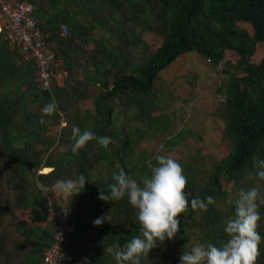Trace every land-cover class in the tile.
Segmentation results:
<instances>
[{
  "label": "trees",
  "instance_id": "16d2710c",
  "mask_svg": "<svg viewBox=\"0 0 264 264\" xmlns=\"http://www.w3.org/2000/svg\"><path fill=\"white\" fill-rule=\"evenodd\" d=\"M19 1L33 3V14L54 53L58 74L50 89H43L37 80L36 62L11 47L2 29L0 166L4 170L0 167V180L3 176L12 191V206L0 203V255L5 257L1 264H44L55 228V219H48L53 186L58 180L76 179L81 174L87 180L84 189L66 198L75 231L66 242L60 264H81V260L83 264H116L104 248L114 244L123 248L140 234L137 210L127 196L102 201L98 193L101 188L109 191L113 173L121 168L137 180L150 174L155 156H145L135 145L170 128L159 100L164 92L155 85L160 72L187 52L214 66H227L222 70L226 77L220 84L223 102L219 114L228 150L210 170L199 164L182 166L187 191L200 199L211 196L216 203L207 211H193L189 206L178 217L180 231L175 238L158 242L141 264H180L183 250L200 243L219 245L226 239L224 221L234 213L228 198L235 199L241 189L255 186L264 192V181L254 175V161L264 160V0ZM61 24L66 25V34ZM144 32L161 36L160 45L151 49ZM229 54L233 60L227 59ZM79 100L89 101L90 109L82 110ZM53 101L56 113L43 116L45 123L41 124L37 103ZM62 113L66 114L65 125L58 137L48 134ZM74 125L97 137L108 136L112 142L104 149L92 140L73 154ZM190 133L182 128L162 138V143L175 147ZM54 147L58 148L52 152ZM39 167L43 173H37ZM97 167L105 170L104 177L99 171L101 179L93 177ZM249 173H253L252 179ZM53 205L62 207L59 202ZM15 209L22 210L26 219L16 216ZM259 212L257 230L262 242L256 264H264V205ZM7 214L12 220L5 228L2 217ZM102 215H110L111 222L105 220L96 242L88 245L96 227L93 221Z\"/></svg>",
  "mask_w": 264,
  "mask_h": 264
},
{
  "label": "clouds",
  "instance_id": "9594fccd",
  "mask_svg": "<svg viewBox=\"0 0 264 264\" xmlns=\"http://www.w3.org/2000/svg\"><path fill=\"white\" fill-rule=\"evenodd\" d=\"M57 111L55 101L48 103L42 109L41 124L45 123L43 116H51ZM71 151L78 154L89 141L96 140L100 147L107 149L112 142L108 136L97 137L94 132L78 126L71 130ZM156 164L151 167L150 174L139 180L127 174L123 168L114 172V183L109 185V191L101 188L98 198L102 201H113L128 198L129 204L137 210L140 234L135 235L122 248L119 244L104 248L116 264H141L142 257H148L149 252L164 241L173 240L180 231L178 217L185 213L189 206L193 211H207L209 205L216 201L208 196L200 199L188 192L187 177L183 168L170 155L154 157ZM255 178L264 181V160H255ZM249 179L253 173H249ZM87 182L81 174L76 179H62L54 184V189L62 195L79 194ZM229 205L234 208L232 216L223 224L226 235L219 245L213 243L196 244L189 251L183 250L179 257L180 264H256L259 256V245L262 237L258 232V222L261 220L259 206L264 205V192L259 186L247 190L241 189L237 198L229 197ZM105 220L111 222L110 215H102L93 221L94 226L101 225ZM185 248V247H184Z\"/></svg>",
  "mask_w": 264,
  "mask_h": 264
},
{
  "label": "rangeland",
  "instance_id": "374dc122",
  "mask_svg": "<svg viewBox=\"0 0 264 264\" xmlns=\"http://www.w3.org/2000/svg\"><path fill=\"white\" fill-rule=\"evenodd\" d=\"M143 38L151 49L159 46L162 41L161 36L150 32H144ZM231 57L233 56L229 54L227 59L233 60ZM225 67L227 66H224L222 63L214 66L202 56H198L193 52H187L179 56L168 67L162 70L155 88L158 91L164 92L163 95L159 96V100L161 102L162 112L167 114L170 128L165 134L159 133L155 136L152 134L146 136L144 140L135 145L137 147L136 149L144 152L145 156L150 158L157 154L170 155L181 166L188 164L196 167L199 164L204 169L210 170L214 161L221 158L228 150L226 141L222 136L224 122L219 114L223 102V97L220 93V84L226 77L222 72ZM77 103H80L82 110L90 109L91 107L89 101L79 100ZM45 106V104L39 102L37 103L36 109L38 112H42ZM65 118L66 114L62 113L60 122L50 126L47 133L58 137L60 130L65 125ZM119 122L120 119L115 121L116 124ZM111 126H114V124ZM182 128L189 129L191 133L180 144L168 148L162 143V138L166 139V137H169L172 133ZM57 148L54 147L51 151L53 152ZM0 167H2L3 171L2 164ZM41 168L39 167L37 173H43L41 172ZM99 171L103 174V177L105 176V170L97 167L93 177L101 179L102 176L99 178ZM223 185L226 188L229 187L225 182H223ZM0 192V203L12 206V191L6 187L3 176L0 180ZM64 197L65 195L62 194L53 196V201H51L53 204L59 202L62 204V207L66 208L68 206L70 208V202H67V197ZM87 207H91V203H88ZM73 212H78V210L75 209ZM13 213L23 220L27 217L19 209H15ZM2 218L3 225L7 228L10 220H12L10 214L4 215ZM94 228V231L88 237V245L96 242L101 225ZM176 245L179 247L178 243ZM3 258H5L4 255H0V264ZM81 261V264H83V260Z\"/></svg>",
  "mask_w": 264,
  "mask_h": 264
},
{
  "label": "built area",
  "instance_id": "2783aa9c",
  "mask_svg": "<svg viewBox=\"0 0 264 264\" xmlns=\"http://www.w3.org/2000/svg\"><path fill=\"white\" fill-rule=\"evenodd\" d=\"M34 5L29 1L0 0V32L5 29L9 44L26 59H33L38 69L37 80L43 89H50L52 80L58 73L54 71L57 65L50 45L44 40L43 33L37 25ZM64 34L67 27L60 25ZM66 74L65 71L61 73ZM49 204V219H55L54 233L50 245L43 256L44 264H60L66 242L75 231V219L65 207Z\"/></svg>",
  "mask_w": 264,
  "mask_h": 264
},
{
  "label": "crops",
  "instance_id": "0c3cea01",
  "mask_svg": "<svg viewBox=\"0 0 264 264\" xmlns=\"http://www.w3.org/2000/svg\"><path fill=\"white\" fill-rule=\"evenodd\" d=\"M53 194H54V196L60 195V193L58 191H56L54 188H53ZM66 197H67V195H65L64 198H66ZM59 198H60V196H59ZM48 219H49V217H48Z\"/></svg>",
  "mask_w": 264,
  "mask_h": 264
}]
</instances>
